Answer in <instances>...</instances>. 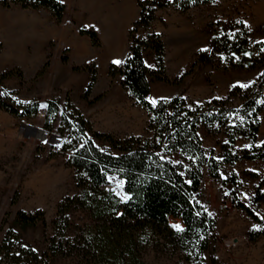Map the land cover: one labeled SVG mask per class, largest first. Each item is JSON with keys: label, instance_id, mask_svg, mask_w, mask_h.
<instances>
[{"label": "rangeland", "instance_id": "rangeland-1", "mask_svg": "<svg viewBox=\"0 0 264 264\" xmlns=\"http://www.w3.org/2000/svg\"><path fill=\"white\" fill-rule=\"evenodd\" d=\"M65 8L60 20L47 8L26 9L0 5V73H12L0 81V98L10 104L38 103L29 116H16L0 108V240L8 227L39 253L51 233V220L57 205L76 191L74 170L67 162L69 151L55 148L62 144L61 129L67 128L60 115H69L70 104L91 123L93 129L114 137L146 134L147 111L138 105L121 84L122 76H111L109 65L121 64L128 52V30L137 19L138 0H60ZM242 22L252 41L264 40V0H217L180 11L173 6L158 8L148 29L134 35L145 38L158 32L164 42V72L148 76L150 100L174 95L188 104L224 98L237 85L251 84L263 68L222 69L217 62L193 61L200 50L208 49L214 29L230 28ZM95 30L98 43L80 34L79 27ZM144 61L156 70L153 51H143ZM92 71L96 79L88 99L82 98ZM189 71V72H188ZM19 72L21 75H19ZM156 72H158L156 70ZM180 80L179 76L184 73ZM96 97V98H95ZM49 100L57 105L50 129L45 126ZM92 100V101H90ZM239 93L231 97L229 108H238ZM234 114V111L231 112ZM255 144L264 141V108ZM34 128V129H33ZM45 131L42 136L40 131ZM202 145L215 156L222 152L226 136L221 131L198 128ZM94 142L102 148L107 144ZM251 141L238 138L232 150L249 148ZM122 180L112 177L109 186L120 192ZM260 192V193H258ZM264 162L239 159L223 163L220 178L205 173L199 201L215 225L206 253L208 264H264ZM241 202L257 220L237 204ZM41 209L45 223H18V211ZM77 220L82 213L74 212ZM172 225L177 221L170 219ZM146 264H177V258L147 250ZM49 264H74L69 257H52Z\"/></svg>", "mask_w": 264, "mask_h": 264}, {"label": "trees", "instance_id": "trees-1", "mask_svg": "<svg viewBox=\"0 0 264 264\" xmlns=\"http://www.w3.org/2000/svg\"><path fill=\"white\" fill-rule=\"evenodd\" d=\"M215 1H137L138 17L128 30V52L121 64L109 65V74H120L121 84L147 111L146 134L114 137L97 131L70 104L69 115H60L67 130L61 129L59 147L69 151L67 162L74 170L76 191L59 201L43 253L8 227L0 240V264H49L50 258L62 256L69 257L74 264H146L143 254L147 250L172 255L177 258V264H208L206 253L215 222L198 199L205 173L219 179L223 163L239 159L264 162V141L255 144L259 113L264 108V40H250L242 22L230 28L219 26L212 32L209 48L200 50L192 64L217 62L225 70L263 68L256 79L245 87L233 86L224 98L188 104L184 97L174 95L154 103L148 98V76L154 73L167 80L164 42L158 32L150 31L145 38L134 32L138 28L148 29L158 8L173 6L185 11ZM0 5L47 8L58 20L65 8L60 0H0ZM78 31L87 35L92 44L98 43L92 28L81 26ZM147 48L153 51L158 72L144 61L143 51ZM11 73L12 70L1 72L0 81ZM95 79L96 72L92 71L83 99H88ZM237 92L241 103L237 109L229 108L231 97ZM0 108L22 117L35 113L38 103L10 104L0 98ZM56 111L55 101L49 100L45 110L46 128L52 127ZM200 126L226 136L220 156L204 149L198 132ZM240 137L249 139L251 146L232 150ZM94 139L104 141L108 149L99 147ZM113 176L122 180L120 192L109 187ZM237 205L258 219L247 205L241 202ZM75 211L82 213L80 220L75 218ZM170 219L177 221L179 228ZM15 220L45 223L41 209L18 211Z\"/></svg>", "mask_w": 264, "mask_h": 264}, {"label": "built area", "instance_id": "built-area-1", "mask_svg": "<svg viewBox=\"0 0 264 264\" xmlns=\"http://www.w3.org/2000/svg\"><path fill=\"white\" fill-rule=\"evenodd\" d=\"M52 145H53L55 148H59V144H58V142H53Z\"/></svg>", "mask_w": 264, "mask_h": 264}, {"label": "water", "instance_id": "water-1", "mask_svg": "<svg viewBox=\"0 0 264 264\" xmlns=\"http://www.w3.org/2000/svg\"><path fill=\"white\" fill-rule=\"evenodd\" d=\"M34 129V128H33ZM40 131V130H39ZM40 132H42V134L44 135L45 134V131H40ZM113 178L115 179V180H117L118 179V177L117 176H113Z\"/></svg>", "mask_w": 264, "mask_h": 264}, {"label": "snow or ice", "instance_id": "snow-or-ice-1", "mask_svg": "<svg viewBox=\"0 0 264 264\" xmlns=\"http://www.w3.org/2000/svg\"><path fill=\"white\" fill-rule=\"evenodd\" d=\"M114 63H120V61H114ZM175 227L179 228L178 225H176Z\"/></svg>", "mask_w": 264, "mask_h": 264}, {"label": "crops", "instance_id": "crops-1", "mask_svg": "<svg viewBox=\"0 0 264 264\" xmlns=\"http://www.w3.org/2000/svg\"><path fill=\"white\" fill-rule=\"evenodd\" d=\"M149 98H150V91H149ZM151 99V98H150Z\"/></svg>", "mask_w": 264, "mask_h": 264}, {"label": "bare ground", "instance_id": "bare-ground-1", "mask_svg": "<svg viewBox=\"0 0 264 264\" xmlns=\"http://www.w3.org/2000/svg\"><path fill=\"white\" fill-rule=\"evenodd\" d=\"M40 134L43 136L42 132H40Z\"/></svg>", "mask_w": 264, "mask_h": 264}]
</instances>
